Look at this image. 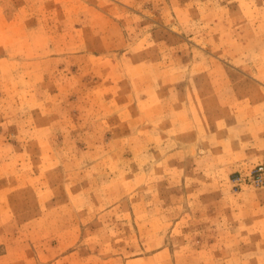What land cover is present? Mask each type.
Returning <instances> with one entry per match:
<instances>
[{
	"label": "rangeland",
	"instance_id": "obj_1",
	"mask_svg": "<svg viewBox=\"0 0 264 264\" xmlns=\"http://www.w3.org/2000/svg\"><path fill=\"white\" fill-rule=\"evenodd\" d=\"M264 0H0V264H264Z\"/></svg>",
	"mask_w": 264,
	"mask_h": 264
},
{
	"label": "built area",
	"instance_id": "obj_2",
	"mask_svg": "<svg viewBox=\"0 0 264 264\" xmlns=\"http://www.w3.org/2000/svg\"><path fill=\"white\" fill-rule=\"evenodd\" d=\"M248 179L254 184H262L264 183V164H259L252 169H250L245 177L242 175H239L233 179L234 184H242V182Z\"/></svg>",
	"mask_w": 264,
	"mask_h": 264
}]
</instances>
